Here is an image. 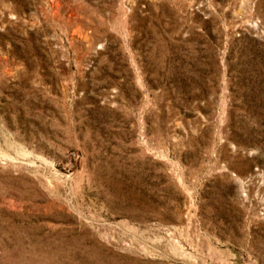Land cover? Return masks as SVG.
I'll return each mask as SVG.
<instances>
[{"label": "rangeland", "instance_id": "1", "mask_svg": "<svg viewBox=\"0 0 264 264\" xmlns=\"http://www.w3.org/2000/svg\"><path fill=\"white\" fill-rule=\"evenodd\" d=\"M0 264H264V0H0Z\"/></svg>", "mask_w": 264, "mask_h": 264}]
</instances>
